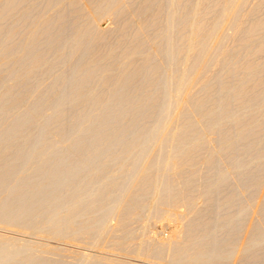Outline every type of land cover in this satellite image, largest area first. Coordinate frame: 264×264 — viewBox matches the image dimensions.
Returning <instances> with one entry per match:
<instances>
[{"label": "rangeland", "instance_id": "1", "mask_svg": "<svg viewBox=\"0 0 264 264\" xmlns=\"http://www.w3.org/2000/svg\"><path fill=\"white\" fill-rule=\"evenodd\" d=\"M0 13V92L17 84L19 79L9 77L8 72L15 59L22 62L23 56L30 53L36 62L23 69L18 67L23 77L20 80L30 86L22 89L27 104L46 94V99L51 98L52 93L47 91L56 85L96 87L93 77L88 80L89 75L71 78L66 85L57 81L79 60L96 66V49L101 44L115 48L110 55L114 57L127 47L133 49L135 26L144 20H151L152 26L141 33L144 50L127 64L130 73L141 70V60L154 58L155 68L166 67L169 83L165 110L152 134L112 132L99 135L103 140L96 148L67 149V144L56 148L26 145V139L13 137L25 134L0 131L1 139L12 137L0 140V264H264V214H259L264 212V179H260L264 173L253 182L237 180L236 176L245 178L253 169L254 165L243 163L263 152L264 129L252 139L253 150L237 158L234 166L225 165V161L224 166L223 161L214 163L223 159L226 149H217V130L198 127L200 133L182 134L185 115L194 114L187 105L201 98L205 88L238 90L246 85L244 74L225 65L228 60L233 63L243 57L239 39L247 27L264 23V0H0ZM61 36L68 42L82 38L77 49L71 48L65 54L73 58L63 63L58 61L63 41L61 44L57 39ZM263 41L264 28L250 43ZM42 57L48 60L44 65ZM126 67H120L119 75ZM254 67H264V51L248 63V69ZM109 73L101 75L99 87L110 86L116 80L123 83ZM157 79L154 74L147 79L128 78V87L157 86ZM254 85L264 87V68ZM6 104L9 118L1 122L3 127H8L10 118L21 111L12 101ZM67 106L64 125L50 129L45 134L47 141L58 139L82 108L78 103ZM207 108L209 105L204 103L202 109ZM50 113L46 110L44 114ZM141 127L142 123L137 129ZM142 135L146 136L144 140ZM133 137L136 139L132 141ZM121 138L126 144L122 149L117 142ZM233 150L237 151V146ZM78 153H90L94 159H73ZM37 156L57 158L53 165L34 164L39 162L34 161ZM211 168L219 177L213 184L234 186L206 187L210 180L204 179L205 172ZM55 176L65 177L66 184L57 181L61 186L53 189L51 177ZM242 183L259 187L236 186ZM32 184L35 190L46 192L33 194V189L27 190ZM49 192L62 203L73 197L74 202L81 201L80 207H70L74 214L58 205L57 210H45ZM78 192H84L87 198L81 200ZM90 192L94 194L88 195ZM29 204L34 209L26 214ZM20 208L28 210L19 216ZM235 209L251 212L247 223L242 216L231 215ZM50 214L53 217L47 223ZM210 240L215 244L211 248L207 244ZM203 253L208 256L203 257ZM192 254L195 259H188Z\"/></svg>", "mask_w": 264, "mask_h": 264}, {"label": "bare ground", "instance_id": "2", "mask_svg": "<svg viewBox=\"0 0 264 264\" xmlns=\"http://www.w3.org/2000/svg\"><path fill=\"white\" fill-rule=\"evenodd\" d=\"M60 20H63V17H61ZM162 22L163 20H161L159 24H161ZM76 24H78V22L75 23L74 25L76 26ZM136 26H135V34H134V42H133L135 46L133 49L131 48L128 49L129 47H127L123 49L121 53L117 55V57H114L110 55H113L115 48H112L109 45L101 44V46H98L96 49V66L89 65V64L86 65L85 62H83L82 64L81 60H79L72 66V68L77 69L76 73H75V70L70 68L71 67L70 65L68 68V71L65 74L62 73V75L59 76L60 79L57 81L58 84L60 83V85L62 84L66 85L68 83V80H71V78L79 77L80 79H82L83 77L89 75L87 77L88 80L91 77H93L96 81L93 85L96 87H87V85L86 87L82 85H79L78 87H72L70 85L68 87L67 86L66 87L64 86L56 87L57 86L56 85L55 87L54 86L49 87L47 91L49 93H52L51 98L46 99L47 97V94H46L45 96L41 97L37 101L27 104L26 97L23 96L22 89H24L25 87H30V86L26 84L25 80H20L23 77H22L21 71H18L19 70L18 67L22 66V69H23V67L32 66L36 61L34 57L30 56V53L23 56L24 58L22 59L24 60L22 62L20 61V58L15 59V64L13 68L10 70V73L8 72V76L11 78L13 77V79L15 78L19 80L13 88L6 90L4 92H0V131H2V133L14 132L16 134L17 133L25 134L22 136H13V137L14 139H18L17 137H20V139H26V141L28 142V143H24L26 145H29V144H32L33 146L35 145L44 146L45 145V146L56 148L57 146L61 144H67V149L96 148L97 146H100L102 144L101 142L103 140V139H100L102 137H98V136L102 134H109L112 132H114L115 134L116 133L123 134V133H126L127 131L129 132L128 134H133V133L152 134L154 133L155 129L158 126L159 118L162 112L165 110L164 109L165 106L163 104L164 95L166 93L167 87H169V83L167 84V75L165 73L166 67H164L163 65H160L159 68H155L154 66L155 61H152L154 58L153 59L145 58L144 61L141 60L139 62V68L141 67V70H139L138 72L135 70L136 72L133 71L132 73H130L131 67H128L127 64L131 62L132 57L136 56L137 54L139 55V53L142 50H144L143 45H141L142 44L141 33L146 28H149L152 26L151 20L149 21L144 20V22H141V24L136 25ZM262 28H264V23L255 24V26H252V25L248 26L247 29L245 30V34H243L242 37L239 39V45L241 44V46L243 47V52H244L243 57L241 59H238V61H233V63L232 61L228 60L225 65V67L227 68L232 66V68H234L235 71L239 72L240 74L241 73L244 74L245 79H246L245 81L246 85H244L238 90H234V89L231 90L228 87H216L215 90H213V87H207L205 88L203 92V96L201 98L191 101L190 105L189 103L187 105L192 111V113H194L193 114L194 116L191 115L192 117H189L187 114L185 115L184 122H183L184 127H183V132H182L184 136L187 134V132L198 133L199 132L198 130L200 127H202L201 128L202 130H205L203 128H206V130H212V131L217 130V132L220 135L219 136L220 144H217L218 145L217 149L219 152L223 149V147H225L226 149H225V153H223L224 154L223 157L221 156L223 159L221 161L216 160L214 163L220 164L223 161L222 163L223 165L225 161L226 163L225 165L230 164L234 166L236 164L235 160H237V158L244 156L247 151L251 152L253 150V146L255 144L252 143V139H255L254 136L255 134H257L258 131H261L262 129H264V87L258 88V87H255L254 85L255 78L259 76L260 72H262L264 67H261V68L254 67L252 69L250 68L248 69V63L258 53L264 51V41L263 43L256 44V45L250 43L251 38ZM160 29L162 31V28ZM181 31H183V28L181 29ZM160 32H158V34H160ZM57 40L61 44L63 41L61 56H60V59L58 60L60 63H63L65 61L68 62L73 58L71 57L72 55L65 56V54L71 48H73V50L77 49V43L80 40H82V38L77 39L76 37L68 42L66 39L62 40V36H61V38H58ZM83 47L84 46H82V48ZM2 52L3 51L0 52V57H2V54H1ZM45 53H43V55ZM6 55H10V54H6ZM102 58H105L106 62L102 63L101 62ZM46 61L48 60L42 57L41 59L42 65L47 63ZM119 64L120 65L122 64V66H127L126 70L124 71L122 75H119L120 67H122V66H119ZM114 65H117L116 69H114L115 67ZM87 71L88 73L84 74ZM11 72H14V76L12 75L13 73ZM104 72H110L109 75L112 74V77L118 80L122 79L123 83H116L117 82L116 80L114 84L112 85L108 84L110 86H107L106 84L103 87H99L100 86L99 79ZM155 72H158L160 74L157 75L155 74ZM15 74L17 76H15ZM153 74L154 76L158 77L156 81H158L159 84L157 86H153L152 84V86L148 85L147 87H140V86L128 87V81H127L128 78L147 79L151 77ZM7 101H12L14 106L21 107V111L18 116L10 118L11 119L9 121L10 125L8 127L6 126L3 127L1 126V122L9 118L8 117L9 108L6 104ZM70 103H78L79 105L82 106V108H80L74 114V117H75L74 123L68 126L61 133L58 139L54 141H47L45 134H47L50 131V129L53 130L55 128L62 127L64 125V122L67 116V107H68L67 105H69ZM204 103H207L209 105V108L202 109ZM46 110H50L52 113H50L49 115H45L44 113ZM154 111L157 113L155 115L154 114L152 115L151 113ZM186 112L189 114V109ZM195 117H196V120H195ZM125 119H128L127 123L122 124L125 121ZM194 121L196 122L199 121V122L196 123ZM140 123H142V127L141 129H137V126ZM199 123L201 126H199ZM223 127H227V129L223 130ZM145 137L142 135L141 139L143 138L144 140ZM7 138H12V137H5L2 139L0 138V140L7 139ZM116 139L114 138V140ZM133 139L135 140L136 138L135 137L131 138L132 141ZM117 142H119L122 145L121 149L126 146V144H122L123 143L122 138L119 139ZM127 143H130V142H127ZM106 146L107 145H104V147ZM113 146L114 145H108V147H113ZM116 146H118V144H116ZM138 146H139V143H138ZM235 146H237L238 148L237 151L233 150ZM202 148H204V144L202 145ZM77 155L80 157L77 156L76 158H73V159H76L79 161L80 160L89 161L91 159H94V156L90 155V153H81V154L78 153ZM34 158H35L34 161H39L34 164L44 165V164H50L52 162V165H53L55 164L54 161H56L55 159L57 157L41 158L40 156H37ZM63 160H66V159H63ZM12 165H15V164H12ZM251 165L252 166L254 165V166L252 167L253 169L251 170L250 174L247 177L241 178V174H236L238 178L236 179L237 180L244 179V180H248L251 182L259 180L260 174L264 173V150L261 154L258 152L257 155L250 157L248 161L246 162V165L245 163H243V166L248 167ZM255 165H258V166L255 167ZM209 170L207 169V171L205 172L206 175L204 176V179L210 180L209 184H205L206 187L209 188L213 186L215 187L225 186L229 188L230 185L231 187L234 186L232 184L228 185L225 183L213 184V182L218 180L219 177L218 176L216 177L215 175L216 171L214 168H211L210 171ZM51 178H52V181L55 182L54 188L52 187L53 189H58L61 186L56 183L57 181L63 182V183L65 182V177L60 178V177L55 176ZM260 179L262 180L264 178H260ZM222 181H224V179ZM256 185H259V184H243L242 183L236 186L238 187H259ZM28 189H33L31 190L32 192H34L33 194H35V192L38 193L39 191H44V190H41V188L35 190L33 184L31 187H27V190ZM45 192L46 191H44V193ZM211 192L213 191L211 190ZM49 193L51 195L50 198L44 197L45 199L49 198V200L46 201L45 206L47 207L44 208L45 210L49 209L50 207H51L50 209H52V207H56L55 205H58L60 207L61 206L67 207V209L65 210L68 213L72 212L74 214V212L72 211V208L70 207H72L73 205H74L73 209H77L80 207L79 204L81 203V201L74 202L73 197L72 199L69 198L68 201H64V203H62L61 199L59 197H56L53 192H49ZM82 193L84 192H81V193L78 192L76 194L77 197L78 196L81 197V200L83 198H87V196L83 195ZM90 194H94V192L88 193V195ZM172 194H175V193H172ZM83 206L86 207V204L85 205L83 204ZM28 208L30 209L26 214H31L34 209V205L32 206V204H29ZM27 210L28 209L20 208L17 210V214L20 216L22 213L26 212ZM55 210H57V207ZM235 210L236 211L234 212H230L231 215L237 214L239 216H242V220L244 221V223H247L248 222L247 220L250 219L249 215H251V212L248 213L247 211H244V210L242 211L238 209H235ZM51 214H55V213L52 212ZM51 214L47 216V219H46L47 223H51V220H52L51 217H53V215ZM57 214H59V212ZM245 214H247L248 216ZM257 214L258 213H255L254 215H257ZM259 214H264V212L259 213ZM13 221L16 222V220H13ZM251 221L254 224V219H252ZM205 233H208V231H205ZM210 242L211 243H207V244H210L211 245L210 248H211L212 245H215V244L213 243L212 240H210ZM193 254L188 256V259H195V256ZM203 254H202L203 257L208 256L205 253Z\"/></svg>", "mask_w": 264, "mask_h": 264}]
</instances>
